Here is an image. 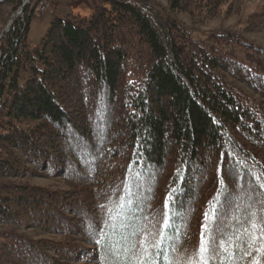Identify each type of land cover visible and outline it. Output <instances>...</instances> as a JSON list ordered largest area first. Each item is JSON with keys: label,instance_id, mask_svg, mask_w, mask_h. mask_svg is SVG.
Here are the masks:
<instances>
[{"label": "trees", "instance_id": "obj_1", "mask_svg": "<svg viewBox=\"0 0 264 264\" xmlns=\"http://www.w3.org/2000/svg\"><path fill=\"white\" fill-rule=\"evenodd\" d=\"M42 1L0 0V264H109L103 246L125 224L161 243L159 264H186L204 213L229 193L246 200L254 173L264 181V46L249 38L264 32V3L204 42L152 3L113 0L55 18L32 47ZM169 1L206 23L229 0ZM36 177L64 188L23 182Z\"/></svg>", "mask_w": 264, "mask_h": 264}, {"label": "snow or ice", "instance_id": "obj_2", "mask_svg": "<svg viewBox=\"0 0 264 264\" xmlns=\"http://www.w3.org/2000/svg\"><path fill=\"white\" fill-rule=\"evenodd\" d=\"M224 167L233 178L239 177V171L235 166L225 164ZM253 175L255 182L247 185L246 200L236 193H229L223 201L219 202V207L214 206L204 213L198 248L189 255L186 264H227L237 258L246 261L251 258L248 264H264V181L259 175L255 173ZM220 184L224 186V181L221 180ZM128 192L129 195L132 194L131 188ZM223 194L218 189V195ZM165 209L164 227L171 229L172 218L167 203ZM231 220L240 222L243 231L237 229L232 232ZM123 226L125 228L131 226L134 231L125 236L115 232V225L111 226L113 234L120 235V241L113 243L109 239L103 246L105 251L111 250L109 264H159L156 256L160 253L157 252L156 256H153L150 249H160L161 243L151 244L146 236L135 239L142 235L143 230L136 228L135 225L125 224ZM89 228H93V225L89 224ZM96 243L100 244L99 239ZM169 248L176 251L177 244L169 240ZM237 252L241 254L239 257H237ZM165 259L167 264H172L167 257Z\"/></svg>", "mask_w": 264, "mask_h": 264}, {"label": "rangeland", "instance_id": "obj_3", "mask_svg": "<svg viewBox=\"0 0 264 264\" xmlns=\"http://www.w3.org/2000/svg\"><path fill=\"white\" fill-rule=\"evenodd\" d=\"M49 3V7L45 11H41L38 7L35 11V16L32 19L30 32L28 35L29 43L35 47L44 37L50 23L55 18L70 19L80 15L82 17H89L97 10L102 8L110 9V3L113 0H45ZM126 1V0H123ZM141 6H147L150 3L154 4L166 16L177 17L186 24L191 32L193 39L197 41H206L211 31L232 30L240 31L243 27V22L252 13L261 9L264 0H229L222 6L221 13L216 19L208 22H198L197 11L191 7L189 11H183L178 8H172L169 0H133ZM230 5L234 7V13L226 14ZM5 16L8 10L2 11ZM21 14V11L17 12ZM4 18L6 19V17ZM11 19L5 21L4 30L9 27ZM1 17V16H0ZM1 38V35H0ZM249 38L255 43L264 46V32L250 34ZM26 184L46 186L53 189L64 188V183L60 180L50 178H30L23 181ZM36 237H50L60 238L57 235H38Z\"/></svg>", "mask_w": 264, "mask_h": 264}, {"label": "built area", "instance_id": "obj_4", "mask_svg": "<svg viewBox=\"0 0 264 264\" xmlns=\"http://www.w3.org/2000/svg\"><path fill=\"white\" fill-rule=\"evenodd\" d=\"M49 6V3L48 2H42L39 6L40 10L41 11H44L46 10V8Z\"/></svg>", "mask_w": 264, "mask_h": 264}]
</instances>
